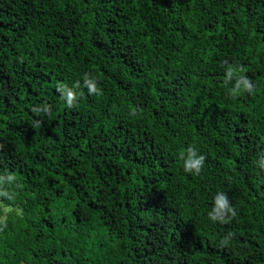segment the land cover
Wrapping results in <instances>:
<instances>
[{
  "label": "trees",
  "instance_id": "1",
  "mask_svg": "<svg viewBox=\"0 0 264 264\" xmlns=\"http://www.w3.org/2000/svg\"><path fill=\"white\" fill-rule=\"evenodd\" d=\"M262 159L264 0H0V264H264Z\"/></svg>",
  "mask_w": 264,
  "mask_h": 264
},
{
  "label": "clouds",
  "instance_id": "2",
  "mask_svg": "<svg viewBox=\"0 0 264 264\" xmlns=\"http://www.w3.org/2000/svg\"><path fill=\"white\" fill-rule=\"evenodd\" d=\"M227 63V62H225ZM245 71L243 67H233L231 65L228 66L226 72V80L225 83L227 84L229 81H232L235 77V84L234 87L230 90L229 96L236 97L239 95L240 91L243 90L248 93H252L254 90V85L251 83L250 79L243 75H237L238 72ZM79 82L76 83L75 88H79ZM84 87L87 88L89 94L94 95H101L102 92L97 86V81L95 78H89L88 75L84 76ZM58 91H60L64 99L66 100L67 106L69 108L75 105L77 100V95L72 88H68L65 85H60L58 87ZM83 95V93H81ZM50 106H40L32 108V112L36 114L44 113L50 114ZM132 115H135V111L132 112ZM181 159L184 161V171L189 173H195L199 175L203 166L206 157L203 155H198L197 151L193 147H189L187 149V156L185 158L184 153H181ZM260 166L264 168V159L261 160ZM0 195L8 196L7 193L0 192ZM209 218L212 221H219L221 223L228 222L230 219L234 218L237 213L234 207L230 205V202L224 193H217L215 200H214V207L212 211L208 214ZM232 233H229V237L232 236ZM228 237H225L223 243L227 244Z\"/></svg>",
  "mask_w": 264,
  "mask_h": 264
}]
</instances>
